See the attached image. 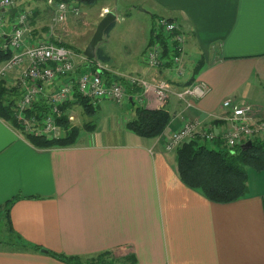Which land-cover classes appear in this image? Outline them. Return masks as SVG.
Instances as JSON below:
<instances>
[{
	"label": "crops",
	"instance_id": "crops-1",
	"mask_svg": "<svg viewBox=\"0 0 264 264\" xmlns=\"http://www.w3.org/2000/svg\"><path fill=\"white\" fill-rule=\"evenodd\" d=\"M150 3L157 18L178 22L185 36L184 63L195 55L194 66L201 67L196 80H205L210 93L190 108L172 95L164 106L172 120L157 138L138 136L127 127V116L111 117L102 139L94 128L91 138H78L73 146L39 148L0 117V225L12 199L10 219L24 242L84 260L111 251L114 264H131L133 255L135 264H264V171L248 172L246 197L217 203L182 182L177 152L165 148L187 119L199 118L224 133L227 98L252 103L256 120L264 119V0ZM39 15L29 18V38L47 32L36 24ZM150 42L151 36L143 54ZM142 60L134 62V75L152 78L144 55ZM18 75L12 71L0 79L18 87ZM162 75L177 87L192 76ZM106 101L114 100L104 99L97 108ZM151 101L154 106L140 103L161 108L153 96ZM119 104L134 107L131 98ZM19 246L0 245V264H74Z\"/></svg>",
	"mask_w": 264,
	"mask_h": 264
},
{
	"label": "built area",
	"instance_id": "built-area-1",
	"mask_svg": "<svg viewBox=\"0 0 264 264\" xmlns=\"http://www.w3.org/2000/svg\"><path fill=\"white\" fill-rule=\"evenodd\" d=\"M56 3V10L51 18L46 34L28 37V21L33 12L27 10L23 0H0V41L2 48L10 53L0 68V78L12 71H18L17 85L22 94L17 100L16 116L27 133L44 135L47 138H59L64 133L59 119L68 116L71 122L76 116L71 109L63 108L75 100V92L89 99L94 108L102 100L111 99L122 103L133 97L129 95L127 85L105 79L102 69L105 67L97 62L98 69L77 71L76 59L83 56L71 47L58 44L52 40L55 26L66 21L70 15L78 14L79 7L68 0H47ZM17 8L12 13L13 8ZM169 40V50L161 37ZM185 36L178 22L172 18L159 17L154 23L151 42L144 52V62L153 70L152 78L131 75L126 77L128 85L140 88L136 97L147 106L164 107L172 95L190 108L200 99L206 97L211 86L202 79H195L193 84L177 87L161 73L173 71L176 79L184 75ZM47 86H52L47 90ZM44 104L47 112L40 116L33 112L34 104ZM75 104V103H74ZM73 104V105H74ZM79 104V103H76ZM230 109L226 118L229 127L219 134L211 124L201 119H187L166 140V150L177 149L186 139L199 136L204 142H215L221 138L228 147L243 145L255 138H264V119L255 118L252 103L244 100L227 98L223 102Z\"/></svg>",
	"mask_w": 264,
	"mask_h": 264
},
{
	"label": "trees",
	"instance_id": "trees-1",
	"mask_svg": "<svg viewBox=\"0 0 264 264\" xmlns=\"http://www.w3.org/2000/svg\"><path fill=\"white\" fill-rule=\"evenodd\" d=\"M72 1V0H68ZM85 2H94L96 0H79ZM155 17L156 14H153ZM115 22L110 25L106 34H108L114 27ZM162 42L169 50V40L166 36L161 37ZM52 40L58 44L71 47L70 44ZM74 49V48H73ZM81 51L84 54V50ZM10 57V53L2 48L0 41V62L5 61ZM111 61L110 53L102 46L98 45L96 57L94 59L88 58L87 70H97V62L108 63ZM200 66L197 64L193 69V74L190 79L185 80L183 87L193 84L197 74L200 71ZM103 76L109 82L118 81L127 85L128 92L133 97L135 115L127 122V127L136 133L138 136L147 138H157L169 126L172 115L164 107L152 109L143 105H136L135 98L139 95L141 89L134 88L128 85L126 78L119 74L102 69ZM163 73L164 71L161 70ZM80 72V70H79ZM117 76L118 79L113 77ZM185 78L177 79L183 80ZM172 84L177 85V81L172 80ZM180 86V87H182ZM22 91L18 87L7 86L3 79H0V117L11 123L13 126L20 128L25 133L27 140L39 148H64L76 144L83 128L71 122L68 116L59 119V123L64 128V133L59 138H47L44 135L31 134L24 131L23 126L16 116L17 97H20ZM177 98V97H176ZM74 103L83 105L87 113H94L96 108L90 103L89 99L83 97L78 91L75 92V100L68 102L63 106L64 109L72 108ZM168 103V102H167ZM46 105L35 103L33 112L40 116L45 114L48 110ZM86 129L91 130L95 128L93 122H89L85 126ZM253 145L248 148H243V145L230 148L226 145L225 140L218 138L214 143L219 144L220 148H211L207 142L201 140L199 136L186 139L177 149L178 161L177 172L182 180L190 188L201 192L209 200L217 203H229L241 198H244L249 193L248 182V167L256 171H264V138H255L252 140ZM13 202L10 199L6 204V220L8 230L15 240L14 244L20 245L18 249H25L27 246L34 247L37 250L47 251L54 257L74 264H114V258L107 259L111 251H103L94 256L91 260L82 259L80 256L67 255L64 253L53 252L47 250L40 244H32L24 242L20 234L14 230L10 215L9 206ZM131 264L137 262L133 255L128 258Z\"/></svg>",
	"mask_w": 264,
	"mask_h": 264
},
{
	"label": "rangeland",
	"instance_id": "rangeland-1",
	"mask_svg": "<svg viewBox=\"0 0 264 264\" xmlns=\"http://www.w3.org/2000/svg\"><path fill=\"white\" fill-rule=\"evenodd\" d=\"M72 2L79 7V13L72 14L66 21L57 24L53 39L70 44L71 48L76 51L85 50L101 19L107 14V11H113L117 15L115 25L99 43L110 53L112 58L109 63L100 62V64L112 72L120 71L121 75H134V62H143L144 46L151 36L154 23L158 19L152 13L150 0H96L91 3L72 0ZM22 5L31 12H39L40 15L36 20L38 28L43 30L49 28L51 18L56 10V3L49 4L47 0H23ZM77 52L82 56L84 55L81 51ZM194 56L190 53V56L186 58V62L183 63V78L193 74L194 63H196L193 60ZM2 63L4 61L0 62V68ZM87 64V57L86 59L77 57L75 68L79 71L78 67L87 66ZM166 74L176 77L173 71H167ZM135 101L137 106L142 105L137 97ZM95 110L94 113H87L83 105L78 104L77 106L76 103L72 107L71 111L76 116L73 123L83 128L79 138L89 139L92 137L91 132L85 128L89 122L95 124L97 138L102 139L112 123L111 117L117 121L118 118L122 119L125 116L132 119L135 115L134 107L131 104H125L121 107L119 103L114 101H106L102 103L100 108L96 107ZM207 145L211 148H220V145L214 142H207ZM173 151L177 152L176 149H173ZM247 170L251 174L257 172L251 167H248ZM4 222L5 224L0 225V245L12 243L15 240L6 227V218ZM107 259L113 260V254H109Z\"/></svg>",
	"mask_w": 264,
	"mask_h": 264
},
{
	"label": "water",
	"instance_id": "water-1",
	"mask_svg": "<svg viewBox=\"0 0 264 264\" xmlns=\"http://www.w3.org/2000/svg\"><path fill=\"white\" fill-rule=\"evenodd\" d=\"M17 8H13L11 10L12 13L16 12ZM117 19V15L113 11H107V14L101 19L99 24L97 25V28L89 41L88 45L86 46L84 50V54L89 59H94L96 57V51L99 43L104 39V36L106 34V31L112 25ZM114 79H118L117 76L113 77ZM253 145V141L249 140L246 143L243 144V148H248Z\"/></svg>",
	"mask_w": 264,
	"mask_h": 264
}]
</instances>
